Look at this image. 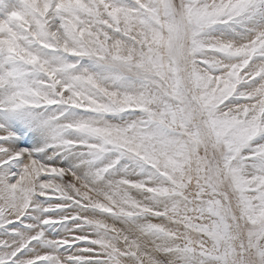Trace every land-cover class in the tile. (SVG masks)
Wrapping results in <instances>:
<instances>
[{
	"label": "snow or ice",
	"instance_id": "obj_1",
	"mask_svg": "<svg viewBox=\"0 0 264 264\" xmlns=\"http://www.w3.org/2000/svg\"><path fill=\"white\" fill-rule=\"evenodd\" d=\"M0 264H264V0H0Z\"/></svg>",
	"mask_w": 264,
	"mask_h": 264
},
{
	"label": "rangeland",
	"instance_id": "obj_2",
	"mask_svg": "<svg viewBox=\"0 0 264 264\" xmlns=\"http://www.w3.org/2000/svg\"><path fill=\"white\" fill-rule=\"evenodd\" d=\"M52 163H55V161H52ZM49 232L53 238H58L60 235H62V232L59 229H57L56 231H52L50 229Z\"/></svg>",
	"mask_w": 264,
	"mask_h": 264
}]
</instances>
